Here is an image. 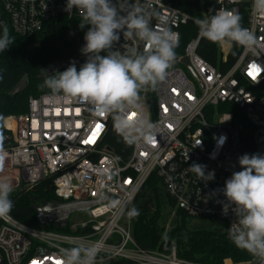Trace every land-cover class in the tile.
Segmentation results:
<instances>
[{"label": "built area", "instance_id": "built-area-1", "mask_svg": "<svg viewBox=\"0 0 264 264\" xmlns=\"http://www.w3.org/2000/svg\"><path fill=\"white\" fill-rule=\"evenodd\" d=\"M220 9H234L246 16L245 28L257 37L253 49L240 47L230 63L233 43L218 44L217 64L206 60L199 48L202 37L193 36L179 53L181 28L196 17L166 0H131L151 4V27H168L178 36L173 66L155 89L156 107L142 97L146 114L157 124L153 145H132L129 158L121 161L108 143L111 116L99 117L91 106L52 92L32 95L28 112L0 116L2 147L7 153L0 176L14 189L31 188L53 179L57 200L106 201L89 209L88 217L64 229L37 228L15 219L0 218V264H56L60 248L96 244V264H200L180 258L174 246L170 253L142 248L132 233L128 211L148 179L156 174L178 206L192 216L215 218L227 228L236 219L222 191L233 172L242 170L244 155L236 114H243L254 127L253 142L264 155V14L253 9V0H215ZM67 0H0V25L20 35H34L60 17H80L78 10L65 11ZM215 11V12H216ZM207 15L204 14V17ZM195 24V23H194ZM77 34L70 27L68 36ZM130 45L123 39L115 45ZM140 50L143 49L141 42ZM123 51V48H121ZM187 63V64H186ZM253 65L257 73L249 75ZM97 124L101 127L96 130ZM96 132L93 137V132ZM91 140L90 143L85 141ZM205 165L215 178L205 184L189 170ZM71 218V217H70ZM230 264H250L251 261Z\"/></svg>", "mask_w": 264, "mask_h": 264}, {"label": "clouds", "instance_id": "clouds-1", "mask_svg": "<svg viewBox=\"0 0 264 264\" xmlns=\"http://www.w3.org/2000/svg\"><path fill=\"white\" fill-rule=\"evenodd\" d=\"M73 9L80 13L79 27L90 26L81 48L86 62L79 70L75 62L52 75H44V70L45 78L39 87L82 101L99 117L111 116L114 130L128 145H153L158 128L145 112L142 93L154 91L165 80L176 56L178 36L168 27L155 30L150 26L153 17L159 18L150 2L141 5L131 0H67L65 11L71 13ZM253 9L264 14V0H253ZM241 19L234 9H220L211 16L195 18L194 23L199 35L209 42H230L253 49L258 44L257 37L242 26ZM121 33L124 41L131 44L117 48ZM14 42L8 26L0 25V52L7 51ZM3 139L0 133V172L7 156ZM238 163L242 170L233 172L224 188L215 191H222L226 198L223 214L227 216L231 208L236 218L227 229L228 239L252 257L250 264H264V155L244 154ZM205 168L194 163L189 170L207 184L215 178V172L206 174ZM12 191L11 181L0 176V218H8L14 207ZM138 215L136 208L128 211L129 217ZM98 252L96 244H80L60 248L56 258L59 264H96Z\"/></svg>", "mask_w": 264, "mask_h": 264}, {"label": "trees", "instance_id": "trees-1", "mask_svg": "<svg viewBox=\"0 0 264 264\" xmlns=\"http://www.w3.org/2000/svg\"><path fill=\"white\" fill-rule=\"evenodd\" d=\"M196 18H204V14H215L218 4L215 0H166ZM242 26L246 24V16L240 14ZM81 17H60L49 22L45 28L34 35H20L10 26V34L15 42L7 51L0 52V116L20 115L28 112L29 97L51 92L39 86L44 79L38 76L52 63L74 56H82L81 48L85 44L84 35L90 26L79 27ZM70 27L77 31L75 37L68 36ZM199 32L193 22L181 28L179 53L184 45ZM240 47L236 45L230 63L234 61ZM218 44L202 39L199 53L209 62L217 64ZM62 69L61 71L65 70ZM28 85L24 92L13 95L11 90L24 76ZM154 91L142 93V97L151 101ZM234 124L241 133V145L245 154H257L253 142L254 127L241 114H236ZM110 147L117 157L125 162L131 152L128 145L117 134L112 126L108 138ZM37 197V201L34 200ZM10 198L14 207L11 215L27 225L57 230L53 225L39 222L32 205L44 200H57L54 193L53 179L46 178L31 188H20L12 191ZM132 208L139 210V215L131 217L132 233L137 243L148 250H159L170 253L172 247L177 248L180 258L200 264H224L227 258L234 262L252 261V257L235 247L228 239L227 225L215 218L192 216L181 209L169 192L163 180L153 174L137 195ZM227 264H230L228 261Z\"/></svg>", "mask_w": 264, "mask_h": 264}, {"label": "water", "instance_id": "water-1", "mask_svg": "<svg viewBox=\"0 0 264 264\" xmlns=\"http://www.w3.org/2000/svg\"><path fill=\"white\" fill-rule=\"evenodd\" d=\"M86 56H74L65 60L56 61L50 64L45 69L44 75H52L56 71H61L64 68H67L70 63L75 62L77 70L86 62ZM176 59V58H175ZM187 64V63H186ZM44 71L38 76L40 79H44ZM28 85L27 76L24 75L13 87L11 93L13 95H18L24 92ZM153 108L156 107V99L152 100ZM107 197L103 201L98 200H75L69 202H62L60 200H44L41 202L34 203L32 209L37 213L38 220L43 225H53L55 229H64L70 220V217L73 213L79 211H88L89 209L99 205L100 203L106 201ZM34 200L37 201V197H34Z\"/></svg>", "mask_w": 264, "mask_h": 264}, {"label": "rangeland", "instance_id": "rangeland-1", "mask_svg": "<svg viewBox=\"0 0 264 264\" xmlns=\"http://www.w3.org/2000/svg\"><path fill=\"white\" fill-rule=\"evenodd\" d=\"M18 189H14L13 191H17ZM88 217V213L87 211H79V212H75L71 215V222L75 221V220H78V219H85ZM222 224H224L223 221H221Z\"/></svg>", "mask_w": 264, "mask_h": 264}, {"label": "snow or ice", "instance_id": "snow-or-ice-1", "mask_svg": "<svg viewBox=\"0 0 264 264\" xmlns=\"http://www.w3.org/2000/svg\"><path fill=\"white\" fill-rule=\"evenodd\" d=\"M261 70H264V68H262ZM253 73H257V74H259L258 71H257V66H256V65H253V66H252V68H251L250 71H249V75L252 76ZM134 115H135V114L133 113L132 116H134ZM129 118H131V116H130ZM100 127H101V125H100V124H97V126H96V130H99ZM95 134H96V132L94 131V132H93V137L95 136ZM90 142H92V141H91V140L85 141V143H90ZM56 264H59V262L57 261Z\"/></svg>", "mask_w": 264, "mask_h": 264}]
</instances>
